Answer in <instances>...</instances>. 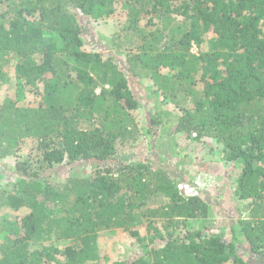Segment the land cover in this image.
I'll return each mask as SVG.
<instances>
[{
    "label": "trees",
    "instance_id": "trees-1",
    "mask_svg": "<svg viewBox=\"0 0 264 264\" xmlns=\"http://www.w3.org/2000/svg\"><path fill=\"white\" fill-rule=\"evenodd\" d=\"M118 6L126 20L107 53L88 51L87 21ZM11 79L0 162L28 151L0 184V211L27 212L0 228V264H264V0H0V93ZM137 89L182 113L173 135L212 142L210 163L240 170L229 240L205 233L211 207L183 177L131 158L137 110L146 136L164 126ZM114 230L140 251L104 263L98 236Z\"/></svg>",
    "mask_w": 264,
    "mask_h": 264
},
{
    "label": "rangeland",
    "instance_id": "rangeland-1",
    "mask_svg": "<svg viewBox=\"0 0 264 264\" xmlns=\"http://www.w3.org/2000/svg\"><path fill=\"white\" fill-rule=\"evenodd\" d=\"M125 20L126 13L118 6L116 13L111 18L98 22L87 21L89 22L88 25L91 30L83 37L86 49L92 52L103 50L104 53H107V46L111 42L110 37L122 29ZM204 48L205 50L209 49V45L206 44ZM192 52H197L195 46L192 47ZM143 82L147 85L146 81ZM138 91L141 92L137 89L136 93ZM142 91L137 95L138 100L145 99V89ZM18 93L16 80L11 79L6 89L0 93V102L5 97L14 99ZM34 100V96L26 95L25 101H22L20 105L25 107L33 106ZM149 101L150 103L141 101L143 114L147 115L150 112L146 108L145 103L149 104L150 109L153 105H158L164 126L160 128L156 127V134L153 133L152 136L150 134L146 136L145 128L148 126L146 124L147 119L145 121L141 120L139 118V110H137L135 116L136 120L139 121L142 136L131 158H135V160H149L153 164L164 168L173 176L183 177L182 179L186 180L190 185L188 188L189 192H199V196L211 207V218L203 225L205 233L223 234L225 235L224 238L229 240L231 238V227L241 217L240 201L238 195L236 196L234 194L237 189L236 182L240 170L232 165L224 166V164L210 163L211 158L208 153L213 146L212 142H191L183 139V137L173 135L174 118L181 116L182 113L174 105L164 103L162 97H159L155 101L152 99ZM27 151L28 147L19 152L16 158L0 162V175H2V178H0L1 185L13 182L15 175L11 174V170L13 169L14 163L19 161V158L23 159L27 155ZM88 167V165H83L81 167L66 168L59 171L56 169L51 177L54 182L62 183L64 178L68 176L87 175L92 170V167L91 169H88ZM26 212L25 210L18 212L0 211V228L4 227L3 225L8 222L18 221ZM235 236L238 239L240 234L236 233ZM97 243L100 257L104 263L122 260L140 251L139 245L121 230L101 232L98 236ZM238 246H242L244 252L247 253V250H245L247 244L243 243L240 239L238 240Z\"/></svg>",
    "mask_w": 264,
    "mask_h": 264
}]
</instances>
